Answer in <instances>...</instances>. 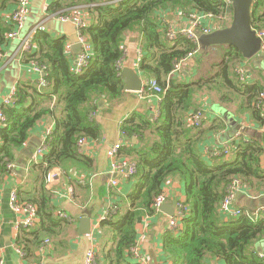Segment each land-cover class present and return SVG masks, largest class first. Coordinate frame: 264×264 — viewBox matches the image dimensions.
<instances>
[{"label":"trees","instance_id":"16d2710c","mask_svg":"<svg viewBox=\"0 0 264 264\" xmlns=\"http://www.w3.org/2000/svg\"><path fill=\"white\" fill-rule=\"evenodd\" d=\"M77 8H84L91 20L82 31L92 48L87 67L75 73L66 39L37 28L32 36L35 51L23 58L43 69L47 85L40 90L37 85L19 84L14 104L3 108L7 122L0 127V178L14 159L13 151L26 143L33 128L45 118L54 123L47 154L33 165L37 189L30 197L20 199L36 206L39 225L29 232L19 231L16 246L28 255L43 234L52 235L53 228L63 221L55 218L50 206L47 176L54 169L68 173V167L91 164L77 147L81 138L101 137L99 126L89 119L97 108L91 97L118 100L122 96L124 85L117 64L123 58L126 34L138 31L140 71L154 79L163 93L158 116L133 113L121 126L123 136L135 138L136 144L130 150L122 147L119 155L136 162L137 174L129 179L135 183L128 197L130 209L124 213L116 210L106 221L114 227L115 246L101 252L104 263L140 264L129 254L136 239L137 217L143 212L155 213L154 199L169 179H177L184 185L188 217L182 221L178 235L168 230L164 236L163 252L172 264H208L214 260L223 264H264L255 249L256 243L264 239V217L256 218L245 210L239 217H231L220 211L225 187L235 178L241 181L243 190L264 193V170L260 166L263 148L239 138L231 143L228 155L215 157L210 163L199 150V143L206 133L221 131L224 121L215 118L205 128L207 122L203 119L198 127L188 124V116L199 107L196 98L200 95L214 98L219 107L230 108L237 117H249L262 125L264 85L238 79L235 69L246 61L233 47H228L223 59L210 67L207 77L190 83L169 78L175 62L196 50L197 45L182 36L169 42L158 19L159 11L178 10L209 15L218 21L231 14L230 5L226 9L222 2L213 0H53L46 13L51 17ZM252 28L264 31V0H257L252 9ZM7 32L0 24V47Z\"/></svg>","mask_w":264,"mask_h":264},{"label":"crops","instance_id":"0c3cea01","mask_svg":"<svg viewBox=\"0 0 264 264\" xmlns=\"http://www.w3.org/2000/svg\"><path fill=\"white\" fill-rule=\"evenodd\" d=\"M31 0V5H32ZM45 2L43 20L29 29H42L55 37H64L67 45L72 47L75 43V27L72 23H61L57 20L58 15L48 16L46 9L53 0H41ZM31 7V6H30ZM15 9L14 0H0V24L8 30L0 51L5 57L0 61V102L9 91L19 84L38 85L44 75L35 72L31 66L32 62H25L23 55L18 54V49L23 37L9 40L7 34L13 30L11 15ZM81 13L88 25L91 24L89 15L84 8ZM70 12V11H69ZM68 13V12H67ZM191 13L185 14L178 10L159 11L158 19L164 21L172 29L179 31L191 25ZM216 21L212 17L203 20V25L211 26L214 30L228 27L231 21V14ZM56 20L60 25L50 26L51 21ZM29 30V32H30ZM228 47H210L199 52L189 59L174 78L183 80L186 83L209 76L210 67L220 62ZM35 51V49H34ZM33 51V52H34ZM73 56V70L78 54L69 50ZM123 58L121 60V71L128 69L136 73L143 81H148L139 68L141 61V35L138 31L127 33L123 44ZM11 68L6 79V70ZM15 66V67H14ZM17 67V70H16ZM246 77L250 83L264 85V58L255 57L243 64ZM120 71V73H121ZM4 79V80H3ZM6 79V80H5ZM2 81V82H1ZM124 85V84H123ZM199 103L197 110L203 112V121L206 120L209 127L215 118L224 121L225 127L219 132H208L199 143V150L212 163L214 151L219 149L223 142L224 135L231 134L229 140L232 142L239 138L254 141L263 148L260 157V166L264 170V123L258 125L249 117L235 116L231 109L217 105L211 97L196 98ZM96 103L93 121L99 126L101 137L99 140L86 139L85 144L80 148V153L92 162L88 166L76 165L68 167V173L63 169H54L50 172V180H46L47 189L50 191V206L54 208V216L57 212H64L70 219L69 222L61 221L53 228L52 235L43 234L39 245L44 239L50 241L49 247L43 256L38 253V246H33L30 253L23 260L16 251V240L18 233L14 226L18 219L9 208V199L12 193H17L19 200L30 197L37 189L36 173L33 165L42 161L47 151L42 156L35 153L43 143L44 132L50 127L54 129L51 119L45 118L39 122L31 131L26 143L13 151L14 159L7 164L5 174L0 178V258L3 264H82L85 253L92 247L97 252V264H105L101 252L109 251L115 246L113 242L114 227L108 222H103L108 210L116 208L124 213L130 209L131 202L129 194L132 191L134 180L119 179L116 187L110 186L107 171L111 163V150L118 144L126 147L127 150L134 148L135 138L125 137L121 134L123 122L133 113L141 114L151 118L158 116L160 102L156 97H140L137 92H127L124 87L122 96L118 100H109L104 97H91V103ZM196 110V111H197ZM264 117V107L262 109ZM123 156V155H122ZM124 157V156H123ZM210 157V158H209ZM69 174V177L67 176ZM47 176V178H48ZM83 179L85 185L78 184ZM72 187V195L69 196L67 189ZM162 193L168 196L165 203V211L171 213V206L177 200L185 201L184 185L177 179H169L162 189ZM233 206L245 210L256 218L264 217V193L255 194L242 190L233 203ZM89 220V233L79 225L83 218ZM169 215L160 211L147 215L145 212L137 217L135 231L138 251L143 258L144 264H172L163 252V239L166 235L167 221ZM37 229V228H36ZM35 229V230H36ZM33 230V229H32ZM31 231V230H30ZM29 232V231H28ZM179 233H177L178 235ZM257 254L264 252V239L256 243ZM208 264H223L222 261H209Z\"/></svg>","mask_w":264,"mask_h":264},{"label":"built area","instance_id":"2783aa9c","mask_svg":"<svg viewBox=\"0 0 264 264\" xmlns=\"http://www.w3.org/2000/svg\"><path fill=\"white\" fill-rule=\"evenodd\" d=\"M15 1V9L11 15V21L13 23V30L7 34V39L12 40L19 37L21 30L24 28L26 19L29 13V8L31 6V0H14ZM213 1H220L222 2L226 9L229 7L228 0H213ZM257 1V0H256ZM83 11L81 8H77L74 10H71L67 14H59L57 17V20L61 23H72L76 29L77 34V40L78 43L81 45V50L77 56V59L75 61V67L74 72L80 73L82 72L88 65L89 60L92 55V48L90 43L85 38L84 34H82V31L88 27L87 22L84 20V15L81 13ZM189 17H191V25L186 28L179 31H176L172 29L169 25H167L164 21L161 23L163 24L162 30L164 31L165 38L169 42H173L177 39V37L182 36L189 40L190 42L197 45V49L188 53L184 58L181 60L175 62L172 71L169 74L170 77H174L179 73L182 66L191 58H193L198 52L199 47L197 44V34H210L214 31V29L211 26L203 25V20H208L212 16L209 15H203V14H190ZM36 29L30 30L29 33L23 39L21 40V44L18 49V54L25 55L28 53H33L35 49V44L33 43L32 36ZM256 36L260 39V50L261 52H264V31H256ZM67 50H70L71 47L69 45L66 46ZM5 53L0 51V61L4 59ZM122 60V59H121ZM31 66L35 72L42 73L43 75V69L37 65L35 62L31 63ZM117 69L121 71V61L117 64ZM235 74L237 75L238 79L241 82L247 81L246 73L243 67H237L235 69ZM46 81L42 78L38 81V89H43L46 87ZM163 93V90L159 87L157 82L154 79H149L148 81H145L143 83L142 89L137 92V94L140 97H151L154 96L157 98V100L160 102V94ZM17 95V89L16 87L11 89L8 94H6L0 102V127H3L6 125L7 118L3 112V108L10 107L14 104V101L16 100ZM261 104H258V107H260ZM94 113L92 112L89 115V119L93 120ZM158 115V113H157ZM203 119V112L201 110H197L193 113H190L188 116V124L190 126L198 127L201 125ZM53 133V128L48 127L44 132V138L43 143L40 146V148L37 149L35 155L36 156H42L43 151L48 150L49 142L51 140V135ZM123 135V133L121 132ZM86 138H81L77 141V147L80 150V148L85 144ZM1 144V142H0ZM122 148V144L116 145L111 150V163L109 170L107 171V176L109 178L110 186L116 187L118 185L119 179H131L137 174V164L136 162L129 158V157H123L119 155V150ZM231 151V144H224L219 149H216L214 151L213 156L219 157L228 155ZM50 180V176H48L47 181ZM78 184L81 186L85 185V181L83 179L79 180ZM73 188L70 187L67 189V193L69 196L72 195ZM243 187L242 183L239 179H233L231 180L227 186L225 187V193L223 200L220 205V211L222 214L229 215L231 217H239L241 215V210L237 209L233 206V203L236 199V196L242 192ZM168 196L161 193L159 194L152 204V209L155 213L160 212L161 207L167 202ZM9 208L10 210L18 216V219L15 223L14 229L15 231L19 232L21 230H30L33 228H36L39 225V217L37 213V208L35 205L27 202H21L18 198L17 193H12L9 199ZM116 214V208H112L108 210L105 217L102 218L103 222L111 220V218ZM56 217L60 220L69 222V217L64 212H57ZM188 217V208L185 205L184 201L177 200L174 203V211L173 215L168 217L167 221V229L171 231L174 235H177V233L180 230L181 223L184 219ZM50 241L48 239H44L42 243L38 246V253L43 256L46 249L49 247ZM16 251L21 259H25L27 256V253L23 250L22 247L16 246ZM129 254L131 258L140 264H144L143 258L139 254L137 243H134L130 249ZM259 258L264 259V252L258 253ZM97 252L94 247L90 248L84 256L82 264H97ZM0 264H3L2 258H0Z\"/></svg>","mask_w":264,"mask_h":264},{"label":"water","instance_id":"95a60500","mask_svg":"<svg viewBox=\"0 0 264 264\" xmlns=\"http://www.w3.org/2000/svg\"><path fill=\"white\" fill-rule=\"evenodd\" d=\"M231 8V21L228 27L216 29L210 34H197V44L199 49L207 50L210 47H233L244 58L250 61L255 57L264 58V52L260 50V39L256 36V31L252 28V9L256 0H228ZM71 50L79 54L81 45L78 40L72 45ZM121 80L127 92H139L143 87L142 79L134 72L124 69L120 73ZM164 204L160 211L173 215L174 207L171 206V213H167ZM79 225L84 228L82 234L89 233V220L83 218Z\"/></svg>","mask_w":264,"mask_h":264},{"label":"rangeland","instance_id":"374dc122","mask_svg":"<svg viewBox=\"0 0 264 264\" xmlns=\"http://www.w3.org/2000/svg\"><path fill=\"white\" fill-rule=\"evenodd\" d=\"M44 5H45V2L41 1V0H33L32 1V5L29 8V13H28V16H27V19H26L25 26L20 32L22 37H25L27 35V33H29V30H30L29 28L32 25H36L37 23L40 24V22L43 20V17H44ZM52 25H54V27H56L57 25H60V24L58 23V21L53 20L50 23V26H52ZM75 32H76V30H75ZM75 38L77 40V35H75ZM12 67H13V65L10 66L9 68H7V70H6V79L8 78L9 72H10ZM16 70H17V67H16ZM212 95L214 96V94H212ZM212 99H214V98H212ZM231 134H233V133H228V135L222 136L221 140L222 141H227V142H223L222 144H231L232 143V141L229 140V138H228V137L231 136Z\"/></svg>","mask_w":264,"mask_h":264}]
</instances>
